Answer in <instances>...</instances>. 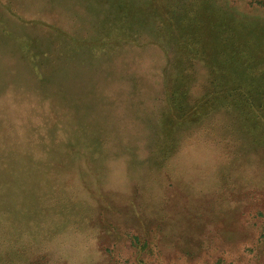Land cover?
Returning <instances> with one entry per match:
<instances>
[{
    "label": "rangeland",
    "instance_id": "obj_1",
    "mask_svg": "<svg viewBox=\"0 0 264 264\" xmlns=\"http://www.w3.org/2000/svg\"><path fill=\"white\" fill-rule=\"evenodd\" d=\"M6 1L0 129L11 119L5 135L26 139L0 189V264H264V107L220 105L166 124L160 45L163 31L177 50L180 31L203 32L197 44L215 61L196 66L191 97L229 78L264 103V0L111 1L105 65L118 82L87 91L85 77L56 71L50 92L25 86L21 63L2 54L8 32L13 46L30 36L12 5L38 25L41 0ZM226 27L232 35H213Z\"/></svg>",
    "mask_w": 264,
    "mask_h": 264
},
{
    "label": "trees",
    "instance_id": "obj_2",
    "mask_svg": "<svg viewBox=\"0 0 264 264\" xmlns=\"http://www.w3.org/2000/svg\"><path fill=\"white\" fill-rule=\"evenodd\" d=\"M28 1L30 3L33 2V0ZM111 1L118 0H41V5L36 12L40 11L48 19L40 18L43 22L38 21V23L47 29H43L39 24L34 25L30 19L32 17L24 20L26 24L22 25L24 21H21L22 19L19 16V6L12 5L13 10H17L14 17L19 20L17 22L21 26L26 28L27 25V29L30 32L28 36L29 34L30 36L26 41H24V37L23 40L17 41L16 45L14 44L13 46L10 42V38H13V36L8 32L7 55H5V51L2 52L5 61L10 65L20 62L19 70L24 73L22 79H25L23 84L27 87L30 84L39 91H44V88L48 86L50 92V82L56 77V71L68 73L67 75L71 76L85 77L89 81L87 91H93L98 87H101V89L110 88L111 84L118 82V78L113 73H109L110 69L105 65L107 63L108 35L110 27H112L111 13L107 11L105 5L109 6L110 10V7H112ZM6 2L11 4L12 0H7ZM40 8L44 10L41 11ZM2 19H7V24L14 23L10 12H7V16L3 15ZM160 20L167 24L165 18ZM52 26L53 30L50 32L49 29ZM37 27H39V30H37ZM164 27L168 29L167 25H164ZM6 29H3L2 26L0 27V36L7 34ZM32 29L37 30L38 33L35 30L31 31ZM228 30L226 27L225 32L214 31L213 35L227 37ZM154 31L156 32L155 39L158 41L157 34L160 33V30L155 27ZM23 33L25 35V32ZM170 33L163 31L164 40H159L164 42L160 43V45H162L164 53L168 56L167 64L169 66L167 69L169 77L164 80L162 90V95H164L169 107L166 110L170 114L169 121H165L166 124L170 125L174 119L179 121V125L188 123V121H196L199 116H205V113L209 110L208 108L220 105L235 108L239 105H249L254 107L255 111L264 107L260 96H258V100L256 93L245 90V87L240 85H233L229 78L223 82L224 84L227 82L225 85H221L216 84L214 79L210 77L207 82H203L202 86L203 90L206 91V84H208L207 93L204 92L202 95L191 97L192 95L188 90L193 87V81L196 78V66L203 65L208 59L210 62L208 65L212 66L215 58L213 55L207 59L204 58V50L197 44V42L204 41L203 32L198 33L194 27L189 28V31H180L177 36L181 41L178 49L180 51L177 50L178 40L175 38L174 41H171L169 38ZM172 42L177 48L171 45ZM0 43L4 45L3 47H6V44L1 42V39ZM3 47L0 45V51L4 49ZM26 65L29 67L24 69ZM212 69L213 67L208 68L210 72ZM3 76H5L4 73L0 78ZM13 79L17 80L16 77ZM4 84L3 82L0 88H3ZM49 103L56 109L58 100L53 98ZM83 105L85 104L79 103V108L82 109ZM63 106H65V103ZM75 106L77 104L73 103V107ZM75 109L76 107L73 108V110ZM54 114L59 113L55 111ZM10 120L6 119L2 130L0 129V131H5L3 134L0 132V189L5 185L11 184V182H7L6 176L8 173L13 175L10 155L11 153L15 154V144L21 139H26L25 136L19 135V131L15 134L5 135L8 129H12V127L8 128L7 125ZM153 127H156V124ZM20 137L22 138L20 139ZM56 154L54 153L53 155ZM1 177H5L3 179L4 182ZM259 236L264 239V229Z\"/></svg>",
    "mask_w": 264,
    "mask_h": 264
}]
</instances>
